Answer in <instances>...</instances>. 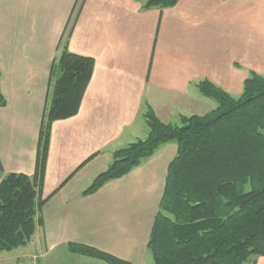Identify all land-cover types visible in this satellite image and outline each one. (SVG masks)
Segmentation results:
<instances>
[{
  "label": "crops",
  "instance_id": "1",
  "mask_svg": "<svg viewBox=\"0 0 264 264\" xmlns=\"http://www.w3.org/2000/svg\"><path fill=\"white\" fill-rule=\"evenodd\" d=\"M82 1L0 0L5 174H35L53 62ZM143 5L85 0L68 50L93 58L94 73L79 113L52 124L43 225L26 246L2 253L0 264L30 258L38 264H108L70 252V243L153 264L147 246L177 145L161 146L93 195L84 191L107 170L115 150L147 137L146 104L162 122L179 125L182 116L216 108L201 95V81L239 97L250 72L264 76V0H180L147 11ZM255 264H264V256Z\"/></svg>",
  "mask_w": 264,
  "mask_h": 264
},
{
  "label": "trees",
  "instance_id": "2",
  "mask_svg": "<svg viewBox=\"0 0 264 264\" xmlns=\"http://www.w3.org/2000/svg\"><path fill=\"white\" fill-rule=\"evenodd\" d=\"M180 0H144L142 10L166 9ZM81 2L51 71L33 176L5 174L0 159V255L26 246L43 225L39 211L51 128L79 113L95 60L68 50L83 9ZM77 7V6H76ZM202 96L216 102L205 115L162 122L146 104L148 135L112 153L106 171L83 195H93L153 157L168 143L178 147L168 167L160 211L148 242L153 264H255L264 256V76L250 72L243 93L233 97L203 80ZM0 85V106L6 105ZM69 251L108 264H133L96 248L70 243Z\"/></svg>",
  "mask_w": 264,
  "mask_h": 264
},
{
  "label": "built area",
  "instance_id": "3",
  "mask_svg": "<svg viewBox=\"0 0 264 264\" xmlns=\"http://www.w3.org/2000/svg\"><path fill=\"white\" fill-rule=\"evenodd\" d=\"M26 264H38V260L36 258H30Z\"/></svg>",
  "mask_w": 264,
  "mask_h": 264
},
{
  "label": "rangeland",
  "instance_id": "4",
  "mask_svg": "<svg viewBox=\"0 0 264 264\" xmlns=\"http://www.w3.org/2000/svg\"><path fill=\"white\" fill-rule=\"evenodd\" d=\"M226 92V91H225ZM215 102V101H214ZM215 104H216V102H215Z\"/></svg>",
  "mask_w": 264,
  "mask_h": 264
}]
</instances>
